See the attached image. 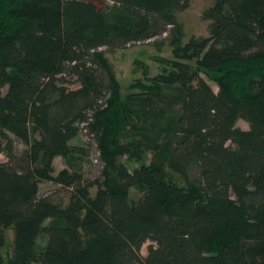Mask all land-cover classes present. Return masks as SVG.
<instances>
[{"label":"trees","instance_id":"obj_1","mask_svg":"<svg viewBox=\"0 0 264 264\" xmlns=\"http://www.w3.org/2000/svg\"><path fill=\"white\" fill-rule=\"evenodd\" d=\"M103 1L0 0V264H264V0H212L185 42L190 0ZM163 34L122 97L102 47Z\"/></svg>","mask_w":264,"mask_h":264},{"label":"rangeland","instance_id":"obj_2","mask_svg":"<svg viewBox=\"0 0 264 264\" xmlns=\"http://www.w3.org/2000/svg\"><path fill=\"white\" fill-rule=\"evenodd\" d=\"M98 6H103L105 1L103 0H92ZM212 4V0H190L189 5L186 9L177 12V20L182 25L184 36L183 42H185L190 36H207L208 35V22L202 18V12L205 8ZM165 39V34L161 37L156 38V40L161 41ZM105 51L107 58L109 59L115 76L119 82L120 94L124 97L128 94L130 90V85L136 79H142V71L147 69L148 75L152 76L157 74L161 68L162 64L159 62L160 58L171 59V48L167 41H163L160 48H156L153 44V39L147 42H139L131 44L123 49H113L109 50L106 47H102ZM202 76L208 81V83L216 89V84L205 75ZM236 125L242 129H247L248 124L246 121L239 119ZM74 144L88 143L89 156L84 162L83 170L86 176L90 178L97 177L101 171L102 163L98 157V151L94 145L93 140L86 135L82 130L74 139L71 140ZM18 148L22 149L24 146L18 144ZM0 161H5V156L0 153ZM122 161L127 164L129 168L134 167L137 163L128 160L125 156L122 157ZM54 174H56L65 165L61 157H56L53 161ZM40 194L50 197L53 201L60 202L63 205L67 203L69 196V189H63L58 184L51 181H42L39 184ZM96 187L90 189V193L93 194ZM135 194L134 191H132ZM48 221V220H47ZM46 221V222H47ZM11 241V231H6V242L3 246L1 252L6 258L10 250ZM45 237L40 236L38 238V245L44 246ZM149 242H146L141 247V253L146 254L147 246Z\"/></svg>","mask_w":264,"mask_h":264}]
</instances>
